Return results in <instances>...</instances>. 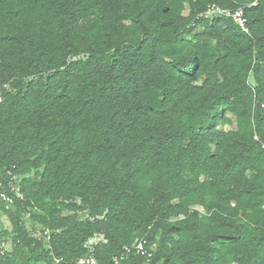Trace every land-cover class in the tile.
I'll return each instance as SVG.
<instances>
[{
	"label": "trees",
	"instance_id": "1",
	"mask_svg": "<svg viewBox=\"0 0 264 264\" xmlns=\"http://www.w3.org/2000/svg\"><path fill=\"white\" fill-rule=\"evenodd\" d=\"M0 192L2 264H264V0H0Z\"/></svg>",
	"mask_w": 264,
	"mask_h": 264
},
{
	"label": "built area",
	"instance_id": "2",
	"mask_svg": "<svg viewBox=\"0 0 264 264\" xmlns=\"http://www.w3.org/2000/svg\"><path fill=\"white\" fill-rule=\"evenodd\" d=\"M222 15V14H226L228 15L229 13L225 10H222L216 6H211L210 8H208L207 12L205 13V15ZM233 19L235 21H237L239 23V25L244 29V20L242 18V12L237 11L236 13H234L232 15ZM245 30V29H244ZM0 203H2V205L4 206L5 210H11L13 209V199L11 197H7L3 192H0ZM144 244L145 242H138L137 244H135L134 246H131L129 249H126L128 251L130 250H134L136 254H144L146 253L144 250ZM9 251V243H8V238L5 236H0V264H2V262L4 261L5 255L7 254V252ZM124 257L121 256L119 260L115 259V264H118L120 262V260H122ZM75 264H97V262L93 259L92 256H88V257H84V258H80L78 259Z\"/></svg>",
	"mask_w": 264,
	"mask_h": 264
},
{
	"label": "rangeland",
	"instance_id": "3",
	"mask_svg": "<svg viewBox=\"0 0 264 264\" xmlns=\"http://www.w3.org/2000/svg\"><path fill=\"white\" fill-rule=\"evenodd\" d=\"M0 222H1L3 225H5V226L8 225L7 220H6L5 217H2ZM35 236H36L37 238L40 236L38 231L36 232ZM10 244H11V243H10Z\"/></svg>",
	"mask_w": 264,
	"mask_h": 264
},
{
	"label": "clouds",
	"instance_id": "4",
	"mask_svg": "<svg viewBox=\"0 0 264 264\" xmlns=\"http://www.w3.org/2000/svg\"><path fill=\"white\" fill-rule=\"evenodd\" d=\"M7 211H10V210H7ZM5 237H7V238H8L9 249H10V238H9V236H6V235H5ZM8 252H9V251H8Z\"/></svg>",
	"mask_w": 264,
	"mask_h": 264
}]
</instances>
